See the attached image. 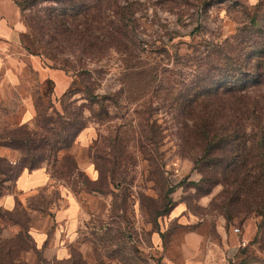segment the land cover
Segmentation results:
<instances>
[{
    "label": "rangeland",
    "instance_id": "374dc122",
    "mask_svg": "<svg viewBox=\"0 0 264 264\" xmlns=\"http://www.w3.org/2000/svg\"><path fill=\"white\" fill-rule=\"evenodd\" d=\"M121 2L136 3L135 31L138 39H142L139 46L145 48L144 53L134 50L130 56L144 62L155 58L168 66H172L173 58L168 61L162 48L170 52L177 49L185 56L192 51L190 43L199 42L204 36L224 38L234 34L249 22L251 14L264 10V0ZM25 43L37 50L28 26ZM58 56L72 58L68 51ZM41 57L53 67L61 63L59 58ZM126 57L111 49L101 60L89 64L96 68L99 93L116 92L124 85L121 76ZM179 64L181 68L182 63ZM187 68L179 80L186 74L192 75ZM62 70L70 81L64 79L68 85L59 91L54 79L42 80L35 70L27 68L21 89L32 96L35 113L31 118L19 103L18 94L0 101V196L7 193L16 196L13 208L0 203V232L25 247L19 252L20 264H181V245L185 233L190 231L198 232L200 237L198 251L193 255L195 264H264V240L255 236L262 217L252 214L245 220L235 218L227 222L211 206L222 186L216 185L207 194L197 191L202 175L190 155L180 149L178 124L170 102L155 97L151 91L137 101L129 102L125 95L118 103L108 101L111 105L108 118H91L83 137L77 136L69 147L38 164L46 165L55 181L29 192H18L17 173L30 169V164L24 162L26 154L15 139L25 129H38L44 114L56 116L57 110L62 109L60 97L75 80L73 70ZM80 97L76 93L73 98L81 103ZM151 98L158 108L153 117L162 128L155 152L151 143L141 146V117L136 110L144 109L143 105H148ZM117 132L120 138L114 147L111 136ZM65 155L77 162L73 172L62 166ZM101 167L107 169L103 180L99 179ZM64 192L80 206L82 224L75 241L69 244L68 255L47 259L37 248L32 231L42 227L51 233L55 209L66 201ZM178 201L187 206L181 222L171 217L172 207ZM222 219L227 236L219 229Z\"/></svg>",
    "mask_w": 264,
    "mask_h": 264
},
{
    "label": "trees",
    "instance_id": "16d2710c",
    "mask_svg": "<svg viewBox=\"0 0 264 264\" xmlns=\"http://www.w3.org/2000/svg\"><path fill=\"white\" fill-rule=\"evenodd\" d=\"M15 1L37 45L36 51L32 46L27 48L59 58L60 65L54 66L73 70L75 76L73 86L60 97L62 109L57 115L44 114L38 129H25L15 139L30 169L69 147L91 118H108V101L118 103L123 95L129 102L137 101L151 91L170 102L180 149L190 155L202 175L197 191L207 194L220 184L222 188L211 206L227 222L245 220L252 214L261 216L255 236L264 240V10L251 14L249 22L234 34L204 36L190 43L192 51L185 56L177 49L170 52L162 48L168 61L173 58L172 66H168L155 58L144 62L130 56L134 50H145L139 46L142 39L135 31V2ZM111 49L127 56L121 76L124 85L116 92L102 94L94 76L96 68L89 64L101 60ZM64 51L72 58L58 56ZM187 66L192 75L179 80ZM76 93L81 95V103L73 98ZM154 101L151 98L144 109L136 110L141 117V146L151 143L155 152L162 128L153 117L158 109ZM119 138L118 132L111 136L114 147ZM62 166L68 172L78 167L70 155L63 157ZM100 172L99 179H105L107 169L101 167ZM13 242L0 232V264H20L19 252L25 247Z\"/></svg>",
    "mask_w": 264,
    "mask_h": 264
},
{
    "label": "crops",
    "instance_id": "0c3cea01",
    "mask_svg": "<svg viewBox=\"0 0 264 264\" xmlns=\"http://www.w3.org/2000/svg\"><path fill=\"white\" fill-rule=\"evenodd\" d=\"M250 3H257L259 0H248ZM27 26L23 20L20 6L15 0H0V101L5 96L18 94L24 111H27V117L31 118L35 109L33 99L29 93L23 92L22 85L25 84L27 77V68L35 70L42 80L48 78L54 79L59 91L62 87L65 89L70 81L64 75L61 68L46 64L41 55L27 48L25 43V32ZM64 79L66 80L65 82ZM63 90V89H62ZM86 128L79 134L78 138L83 137ZM6 150V149H5ZM55 180L46 165H39L32 169H23L15 180V186L20 193H25L50 185ZM66 201L63 205L55 209L54 228L51 233L46 228H37L32 231L37 248L41 249L42 255L47 259L64 258L68 255L69 244L75 241L82 224V213L77 202L71 199L67 192ZM0 203L7 208H13L16 205V196L13 193H7L0 196ZM187 206L182 201H178L171 210V217L182 221ZM225 220H221L220 232L227 236L225 229ZM250 235V234H249ZM199 233L190 231L185 233L184 241L181 245L183 256L181 264H195L193 255H196L199 248ZM169 254H171L169 252Z\"/></svg>",
    "mask_w": 264,
    "mask_h": 264
},
{
    "label": "built area",
    "instance_id": "2783aa9c",
    "mask_svg": "<svg viewBox=\"0 0 264 264\" xmlns=\"http://www.w3.org/2000/svg\"><path fill=\"white\" fill-rule=\"evenodd\" d=\"M238 230H239V228H238V227H236V228H235V231H238Z\"/></svg>",
    "mask_w": 264,
    "mask_h": 264
}]
</instances>
